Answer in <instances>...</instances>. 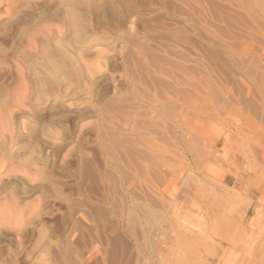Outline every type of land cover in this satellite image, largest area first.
Wrapping results in <instances>:
<instances>
[{
  "label": "rangeland",
  "instance_id": "obj_1",
  "mask_svg": "<svg viewBox=\"0 0 264 264\" xmlns=\"http://www.w3.org/2000/svg\"><path fill=\"white\" fill-rule=\"evenodd\" d=\"M0 264H264V0H0Z\"/></svg>",
  "mask_w": 264,
  "mask_h": 264
}]
</instances>
